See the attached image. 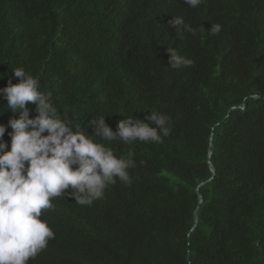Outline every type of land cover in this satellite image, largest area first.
<instances>
[{"label":"trees","instance_id":"16d2710c","mask_svg":"<svg viewBox=\"0 0 264 264\" xmlns=\"http://www.w3.org/2000/svg\"><path fill=\"white\" fill-rule=\"evenodd\" d=\"M167 48L193 64L172 68ZM15 67L73 131L170 118L160 142L92 137L134 160L131 183L90 206L53 198L55 238L27 264H264V0H0V88ZM7 107L0 94V124Z\"/></svg>","mask_w":264,"mask_h":264},{"label":"clouds","instance_id":"9594fccd","mask_svg":"<svg viewBox=\"0 0 264 264\" xmlns=\"http://www.w3.org/2000/svg\"><path fill=\"white\" fill-rule=\"evenodd\" d=\"M203 0H184L191 8ZM168 25L183 38V33L196 35L197 30L174 17ZM219 24H212L210 33L218 35ZM169 66H191L193 61L167 48ZM18 83L11 80L0 94L7 108L14 114L8 124H0V264H27L55 238L54 231L40 219L42 210L53 208L52 199L66 194L80 205H91L102 199L105 189L117 180L131 183L128 169L136 166L133 159L117 157L111 148L93 141V136L107 141L119 139L124 143L134 140L160 142L168 136L169 117L151 112L145 120L125 117L112 130L105 117L92 119V135L79 125L76 131L59 118L51 95L38 90V80L22 67L12 68ZM3 75H0L2 78ZM28 103L35 105V116L30 118ZM18 114V118L16 117ZM10 127V148L3 140ZM70 189V190H69Z\"/></svg>","mask_w":264,"mask_h":264},{"label":"water","instance_id":"95a60500","mask_svg":"<svg viewBox=\"0 0 264 264\" xmlns=\"http://www.w3.org/2000/svg\"><path fill=\"white\" fill-rule=\"evenodd\" d=\"M210 171H211L212 173L214 172L213 167H212L211 165H210ZM211 179H212V177H211L210 179H208L206 182L210 181ZM206 182L200 184V186L203 185V184H205ZM198 187H199V186H198ZM198 197H199V203H200V202H201V196L199 195ZM194 222H195V224L197 223V217H196V216H195V218H194Z\"/></svg>","mask_w":264,"mask_h":264}]
</instances>
